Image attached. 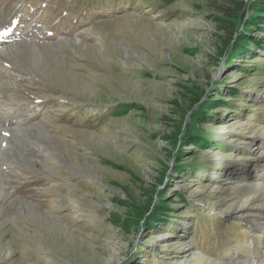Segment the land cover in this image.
Returning a JSON list of instances; mask_svg holds the SVG:
<instances>
[{
  "label": "rangeland",
  "instance_id": "rangeland-1",
  "mask_svg": "<svg viewBox=\"0 0 264 264\" xmlns=\"http://www.w3.org/2000/svg\"><path fill=\"white\" fill-rule=\"evenodd\" d=\"M261 1L0 0V264H264Z\"/></svg>",
  "mask_w": 264,
  "mask_h": 264
},
{
  "label": "bare ground",
  "instance_id": "bare-ground-1",
  "mask_svg": "<svg viewBox=\"0 0 264 264\" xmlns=\"http://www.w3.org/2000/svg\"><path fill=\"white\" fill-rule=\"evenodd\" d=\"M4 30H6V28H4ZM5 51H4L3 47H0V57L4 55ZM11 67H10V65L6 64L5 61L3 62L0 60V74L5 73L7 70L10 71ZM0 77H2V76H0ZM14 120L15 119H11L9 117H0V145H5V146H12L13 145L10 141L9 136L12 133H14L15 131H17L16 129H20L21 125H23L21 121H16V120L14 121ZM32 128H33V126L28 128L27 130H30ZM37 132L39 133V130H36L34 133H37ZM0 149L2 150V148H0ZM41 149H42V147H38V149H35V150L40 151ZM20 150L22 152L24 150L28 151L29 153L31 152V150H29L25 145L23 146V149H20ZM20 150H18V152L22 154V152ZM1 181H3V182H1ZM6 184H7V177L4 173H1V171H0V202L2 199H7L8 196L10 195V193L6 190V188L4 186Z\"/></svg>",
  "mask_w": 264,
  "mask_h": 264
},
{
  "label": "trees",
  "instance_id": "trees-1",
  "mask_svg": "<svg viewBox=\"0 0 264 264\" xmlns=\"http://www.w3.org/2000/svg\"><path fill=\"white\" fill-rule=\"evenodd\" d=\"M261 3L263 4L264 3V1H261ZM256 6V8H254ZM254 10L256 11L255 13H253V14H256L257 16H264V4L263 5H261V4H259V5H254ZM252 14V15H253ZM245 29H247V28H245ZM248 30V29H247ZM247 30H244L243 31V36H241L238 40V42H236L235 43V46L233 45V48H237V49H235V55H242L241 54V52H243V53H245V54H247L248 52H250V51H252V47H253V45L254 46H256L257 48H259V49H261L263 52H264V41H260V39L259 38H254L253 40L251 39V40H249V41H252L253 43L252 44H250V45H248V47H246L245 49H242V45H247L248 44V39H249V34H248V32H247ZM261 37V36H260ZM243 38H245V39H243ZM243 39V40H242ZM235 41V40H234ZM241 45V46H240ZM239 46V47H238ZM213 100V99H212ZM212 100H210V101H212ZM207 102V104H205ZM206 102H203L205 105L203 106V111H204V113L203 112H201V115H200V113H199V116L198 115H193V116H195V117H193V120L191 121V122H189V128H188V132L186 133V134H189V132H196V124H198V119H200L201 117H203V118H207V116H206V111H207V109H206V107H207V105H209V103L210 102H208V101H206ZM213 108V107H212ZM197 116V117H196ZM194 124V125H193ZM198 129V128H197ZM162 208V207H161ZM158 209H160V208H158ZM149 210V209H148ZM157 210V209H156ZM152 212V210H150V212H149V214ZM149 216V215H148ZM150 216H152L151 214H150Z\"/></svg>",
  "mask_w": 264,
  "mask_h": 264
}]
</instances>
